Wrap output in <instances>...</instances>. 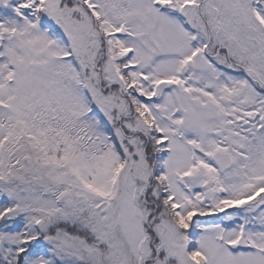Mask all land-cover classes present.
<instances>
[{
  "label": "snow or ice",
  "instance_id": "6c2138e0",
  "mask_svg": "<svg viewBox=\"0 0 264 264\" xmlns=\"http://www.w3.org/2000/svg\"><path fill=\"white\" fill-rule=\"evenodd\" d=\"M0 264H264V0H0Z\"/></svg>",
  "mask_w": 264,
  "mask_h": 264
}]
</instances>
